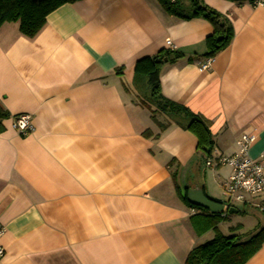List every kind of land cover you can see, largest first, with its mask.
Wrapping results in <instances>:
<instances>
[{
    "label": "crops",
    "instance_id": "0c3cea01",
    "mask_svg": "<svg viewBox=\"0 0 264 264\" xmlns=\"http://www.w3.org/2000/svg\"><path fill=\"white\" fill-rule=\"evenodd\" d=\"M204 1L234 28L204 70L213 26L170 15L158 0L65 3L33 38L18 22L0 27V104L11 114L0 133V264H186L214 237L196 234L171 172L179 165L181 191L201 187L222 201L232 168L205 166L189 121L156 113L162 131L154 107L123 80L161 49L185 52L162 67L163 96L209 122L213 158L236 152L248 133L250 157L264 160V7ZM20 114L31 115L33 132L12 128ZM238 204L264 207V198ZM237 209L228 228L243 233V219L258 213ZM245 264H264V245Z\"/></svg>",
    "mask_w": 264,
    "mask_h": 264
},
{
    "label": "trees",
    "instance_id": "16d2710c",
    "mask_svg": "<svg viewBox=\"0 0 264 264\" xmlns=\"http://www.w3.org/2000/svg\"><path fill=\"white\" fill-rule=\"evenodd\" d=\"M77 0H0V27L6 22H18L19 31L29 37H35L45 26L47 16L65 3ZM240 1V0H232ZM164 10L180 19L203 18L211 23L213 32L205 38L206 50L203 57H215L230 45L234 37V28L230 19L223 13L209 7L204 0H158ZM188 2V5H185ZM186 54L176 48L161 49L153 56L137 61L135 75L147 77L150 88L149 107L152 109L153 119L164 131L168 124L159 122L156 113L185 118L189 122L185 129L192 132L198 139L197 149L206 156H212L215 140L209 122L200 114L193 112L187 106L172 101L161 92L160 72L167 62H175ZM190 60H192L190 58ZM120 72V70H119ZM11 114L0 104V133L5 130L3 121ZM146 137L152 135L150 130L143 132ZM156 136H159L157 134ZM179 165L171 172L175 188L180 198L192 208L198 210L190 217L191 224L198 235L214 230L213 238L195 246L186 258V264H245L264 245V225L250 238L243 240L244 233H237L241 229L238 224L231 228V233L224 234L219 230V224L228 219L231 208L224 212H212L189 202L186 187L181 191L178 182ZM207 196L211 199L208 194ZM216 200V199H214ZM222 202V201H221ZM237 209V207H233ZM238 210V209H237ZM264 212V211H263Z\"/></svg>",
    "mask_w": 264,
    "mask_h": 264
},
{
    "label": "built area",
    "instance_id": "2783aa9c",
    "mask_svg": "<svg viewBox=\"0 0 264 264\" xmlns=\"http://www.w3.org/2000/svg\"><path fill=\"white\" fill-rule=\"evenodd\" d=\"M175 1V0H173ZM254 6L264 7V0H253ZM171 48H174L171 46ZM213 57L205 58L200 63V69H207ZM11 126L19 134L26 135L34 131V124L30 114H20L12 118ZM253 134H242L237 139V150L230 155H222L217 158L212 156L205 157V166L213 167L228 165L232 168L229 180L223 186L224 214L236 203H249L250 198H264V160L253 159L249 155V148L255 140ZM261 207V205H259ZM262 209L264 207H261ZM192 214L198 212L196 208L191 209ZM6 228L0 221V239L5 234ZM5 254V248L0 243V257Z\"/></svg>",
    "mask_w": 264,
    "mask_h": 264
},
{
    "label": "rangeland",
    "instance_id": "374dc122",
    "mask_svg": "<svg viewBox=\"0 0 264 264\" xmlns=\"http://www.w3.org/2000/svg\"><path fill=\"white\" fill-rule=\"evenodd\" d=\"M124 83L125 85L130 88L132 90V92L134 93L135 89L138 91V95L139 100H145L148 102V100L150 99V89L148 86V79L147 77L144 76H139V75H135L134 73H127L125 74L124 78ZM224 197V196H223ZM225 198H223L224 201ZM235 205V204H234ZM236 206L240 209H244L246 211H252V212H256L258 213L257 215V219H254L252 221V219H243V221L246 224V229L243 232V240H246L248 238H250L253 234H255L263 225H264V212L261 211L259 209V205L257 206L255 204V206H253L252 204H247V205H240L238 203H236ZM231 215V213H229V216ZM250 220V221H249ZM230 219L228 218L227 220H225V223H222L220 226L221 232H223L224 234H229L231 233V230L228 228L230 224Z\"/></svg>",
    "mask_w": 264,
    "mask_h": 264
},
{
    "label": "water",
    "instance_id": "95a60500",
    "mask_svg": "<svg viewBox=\"0 0 264 264\" xmlns=\"http://www.w3.org/2000/svg\"><path fill=\"white\" fill-rule=\"evenodd\" d=\"M187 198L192 204L200 206L212 212H224L225 210L224 205L221 201L209 198L204 189L201 187L190 188L187 192ZM234 210L236 209L232 207L231 211Z\"/></svg>",
    "mask_w": 264,
    "mask_h": 264
}]
</instances>
